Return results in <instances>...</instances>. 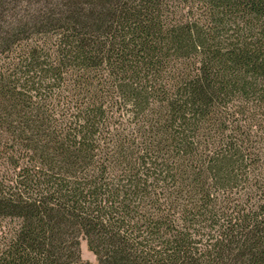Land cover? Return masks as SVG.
<instances>
[{"label": "trees", "instance_id": "trees-1", "mask_svg": "<svg viewBox=\"0 0 264 264\" xmlns=\"http://www.w3.org/2000/svg\"><path fill=\"white\" fill-rule=\"evenodd\" d=\"M95 1L104 8L88 13L79 7L75 12L77 25L84 20L85 31L84 35L80 31L74 36L66 35L68 41L63 45L73 46V50L61 47L58 59H62L64 65L68 62L79 65L80 61L92 65L109 60L115 78L123 79L124 88L127 87L121 86L126 90L125 95L130 93V98L137 97L143 107H147L153 98L151 96L163 91L149 86V71L155 64L154 58L156 61L157 57L175 60L170 52L185 46L189 56L203 61L204 76L193 78L189 88H184L182 93L164 96L170 99L171 108L175 111L174 119L169 122L173 126L168 130L161 126L158 134H150L147 113L143 112V142L140 147L145 149V155H138L135 143L126 138V148L124 144L114 143L115 148L118 146L124 152L118 150L115 156L107 154L106 159L99 160L96 151L100 148V141L95 139L97 129L86 124L77 129L68 128L62 133L58 127H41L35 115L26 117L17 125L0 123L1 128L10 134L0 151L1 160L7 166L6 176L0 177V214L24 219L23 226L14 230L13 236H18L0 244V251L4 252L1 264L39 263L48 258L49 264H63L70 252L65 239L77 229L90 236L91 242L95 236L102 246L112 247L110 251L120 250L121 246L125 251L138 253L137 256L141 253L143 258V252L147 251L145 248L152 249L154 245L162 246L164 251L188 252L187 247L193 244L188 230L198 229L201 221L219 224L222 220L226 224L234 220H264L262 172H253L259 183L254 184L250 193L236 195L233 191L235 184L240 183L237 181L238 170L247 168L248 164L239 158V154L225 160L220 168L209 162V157L197 158L192 148L191 135L194 134L187 130L193 127V123L181 127L180 117L177 118L180 110L185 111V106L203 108V103L215 102L217 91L213 88L217 82L213 78L224 69H231V75H239L244 83L247 82L244 76L248 73L240 68H263L264 32L258 30L252 20L245 22L244 19V35L243 28L229 36L227 27L220 30L218 26L194 23L171 26L155 0ZM243 1L249 0H237V3ZM79 2L87 7L90 0ZM209 2L212 7V0ZM67 3V0L63 2ZM98 25H103V29H98ZM67 26L63 24V27ZM75 27L70 26L72 29ZM247 27H252L256 33H249ZM101 35L110 43L104 42ZM197 45H204V50L196 51ZM22 59L20 74L15 73L10 80L14 86L47 88L51 85L50 73H59L60 68L53 70L51 66L47 67L48 55L46 61L42 56H23ZM4 79L3 75L0 82ZM159 81L158 76L153 82ZM24 97L17 93V99ZM13 104L20 102L14 100L11 106ZM34 135H44L48 148H39ZM250 165V168L254 167ZM212 180L219 181L222 186L216 189L222 193L220 196L213 192ZM222 243L221 247L228 249L229 245ZM95 247L99 249L97 245ZM43 250L44 256L37 258L35 253ZM55 253L57 258L53 259ZM157 260L159 264L164 262ZM125 261L120 264H125Z\"/></svg>", "mask_w": 264, "mask_h": 264}, {"label": "rangeland", "instance_id": "rangeland-1", "mask_svg": "<svg viewBox=\"0 0 264 264\" xmlns=\"http://www.w3.org/2000/svg\"><path fill=\"white\" fill-rule=\"evenodd\" d=\"M62 1L66 0H0V79L3 75L5 77L4 82H0V123L17 125L26 117L35 115L41 127H58L62 133L68 128L77 129L86 124L97 129L95 139L100 141V148L96 151L99 160L106 159L107 154L115 156L118 150L124 152L125 150L119 149L118 146L115 148L114 143L124 144L126 148V138L135 143L134 148L138 150V155H145V149L140 147L143 142V112L147 113L150 134H158V128L161 126L167 130L169 126H173L169 122L174 119L175 111L171 108L170 99L167 100L164 96L182 93L184 88H189L193 78L204 76L203 61L199 57L189 56L185 46L176 49V53L170 52V56L176 58L174 60L170 57L171 62L166 57H157V61L154 58L155 64L149 71V86L163 91L151 96L153 98L147 107H143L137 97L130 98V93L125 95L124 89L127 87L124 88L122 78L121 81L117 76L115 78L109 60L92 65L82 64V61L79 65L73 62L64 65L62 59H58L61 47L73 50V46L63 45L68 41L66 35L74 36L75 32L79 31L84 35V20H81V24L76 23L75 12L79 7L88 13L104 8L97 5L95 0H90L87 7H84L80 0H67V4ZM155 1L163 9V15L171 26L194 23L207 27L218 26L220 30L227 27L229 36L237 34L239 29L243 28L244 35V19L245 22L252 20L258 26L257 29L264 32V0L243 1L244 3H237V0H212V7L209 6L211 0ZM246 3L248 4L244 5ZM110 5L109 10L114 2ZM220 6L223 7L220 9ZM255 8L260 11L255 13ZM105 23L108 24V20ZM63 24L68 26L63 27ZM71 24L76 27L70 28ZM103 27L98 25V29ZM246 30L256 33L252 27H247ZM109 34L113 36L112 32ZM101 36L104 42L107 41L105 36ZM204 48V45H197L196 51L202 52ZM47 55L50 58L47 60V67L51 66L53 70L60 68L59 73H50V86L29 88L22 85L17 87L11 83L13 75L17 74L22 66L23 56H42V60L46 61ZM42 68L45 67L42 65ZM240 70L248 73L244 76L248 83L241 82L239 75H231V69H224L213 78L214 82H217L213 88L217 91L215 102L203 103L205 108L196 105L185 106V111L177 112V118L180 117L181 127L193 123V127H188L187 130L194 134L191 135L194 142L192 148L196 151L197 158L209 157V162L219 165L217 167L220 168L225 160L239 154V158L248 164L247 168L238 170L236 180L240 183L234 186L236 188L233 192L241 196L250 193L255 187L254 184L259 183V180L253 177V172H262L264 175V67L254 70L252 66H244ZM129 75L132 76L131 73ZM158 76L160 81L154 83ZM111 90L115 92L111 93ZM16 92L26 97L17 99ZM14 100L20 104L11 106ZM9 135L0 126V151ZM33 137L39 148H48L44 135ZM189 140L191 141V138ZM1 159L0 156V177H3L6 176L7 166ZM149 161L151 163V157ZM250 164L254 167L250 168ZM24 165L25 163L22 166ZM212 183L215 186L213 192L220 196L222 193L216 191L222 187L219 181L212 180ZM23 223L24 219L20 216L0 214V244H3V241L9 242L11 238L15 239L18 235L13 236L14 230H19ZM201 224L197 225L198 229L188 230L193 238L192 246L187 247L188 252L164 251L162 246L154 245L152 249L145 248L147 251L143 252V258L140 257L141 253L137 256L138 253L134 251H125L120 244H117L120 250L110 251L112 247L108 249L109 246H102L95 236V240L91 242L90 236L77 229L65 239L70 246V252L63 264H120L124 260H127L125 264H159L157 259L164 261L162 264H175L179 260L192 261L194 264H249L252 261L254 264H264V244L260 245L264 243L262 218L249 221L234 220L226 224L222 220L219 224L201 221ZM223 241L229 245L228 249L221 247ZM3 253L0 251V264ZM42 254L44 256V250L35 253L37 258ZM189 256L192 257L188 259ZM54 258H57L56 253ZM150 259H153V262ZM45 261H31L27 264H49Z\"/></svg>", "mask_w": 264, "mask_h": 264}]
</instances>
